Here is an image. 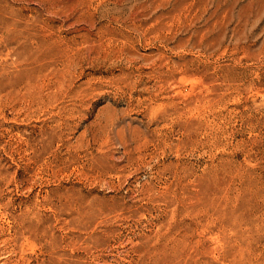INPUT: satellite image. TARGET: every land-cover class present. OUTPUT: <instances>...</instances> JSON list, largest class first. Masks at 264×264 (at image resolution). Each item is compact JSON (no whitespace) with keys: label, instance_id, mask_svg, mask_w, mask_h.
I'll list each match as a JSON object with an SVG mask.
<instances>
[{"label":"rangeland","instance_id":"rangeland-1","mask_svg":"<svg viewBox=\"0 0 264 264\" xmlns=\"http://www.w3.org/2000/svg\"><path fill=\"white\" fill-rule=\"evenodd\" d=\"M0 264H264V0H0Z\"/></svg>","mask_w":264,"mask_h":264}]
</instances>
